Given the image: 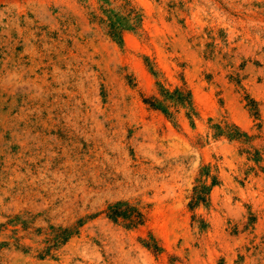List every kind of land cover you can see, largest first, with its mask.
<instances>
[{"label": "rangeland", "instance_id": "rangeland-1", "mask_svg": "<svg viewBox=\"0 0 264 264\" xmlns=\"http://www.w3.org/2000/svg\"><path fill=\"white\" fill-rule=\"evenodd\" d=\"M0 264H264V0H0Z\"/></svg>", "mask_w": 264, "mask_h": 264}]
</instances>
